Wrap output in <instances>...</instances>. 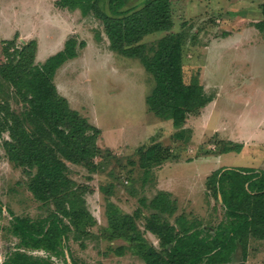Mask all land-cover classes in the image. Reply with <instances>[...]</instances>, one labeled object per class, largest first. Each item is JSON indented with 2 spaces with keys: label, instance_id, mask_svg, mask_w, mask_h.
<instances>
[{
  "label": "rangeland",
  "instance_id": "rangeland-1",
  "mask_svg": "<svg viewBox=\"0 0 264 264\" xmlns=\"http://www.w3.org/2000/svg\"><path fill=\"white\" fill-rule=\"evenodd\" d=\"M143 1L129 0L122 8ZM0 3V61L4 59L1 38H11L17 31L37 42L42 61L76 36L77 54L58 67L54 81L70 105L101 129L98 142L113 153L95 173L70 164L71 175L86 185L87 206L98 221L90 228L92 234L70 232L63 256L43 249L31 253L52 255L57 264L74 260L145 264L131 249L137 243L119 233L128 222L120 219L118 227L110 222L108 204L114 202L135 217L143 238L158 245L156 235L145 229V216L153 210L143 200L148 203L161 190L175 202L172 222L182 215L204 230H215L225 209L221 195L217 199L210 193L207 177L224 166L264 168V28L259 24L264 20V0H171L173 27L145 37L153 43L168 32H183L185 81L197 78L212 96L182 127L148 109L147 95L155 83L152 74L139 59L111 49L102 20L80 8L59 10L54 0ZM103 7L109 10L107 4ZM11 102L21 110L20 102L15 98ZM156 141L169 146L174 155L146 169L136 150ZM232 143L242 144L241 149L224 152V146ZM28 180L23 168L9 160L0 138V263L19 246L11 231L13 214L38 219L52 209L33 196ZM122 244L126 250L120 254L116 248ZM228 264H264V239L251 237L246 258L239 248Z\"/></svg>",
  "mask_w": 264,
  "mask_h": 264
},
{
  "label": "trees",
  "instance_id": "trees-1",
  "mask_svg": "<svg viewBox=\"0 0 264 264\" xmlns=\"http://www.w3.org/2000/svg\"><path fill=\"white\" fill-rule=\"evenodd\" d=\"M128 1L56 3L62 8H80L85 15L93 14L102 20L111 49L139 59L152 74L155 83L147 95L148 109L182 127L191 114L201 112L212 96L197 78L185 81L183 32H168L153 43L145 40L149 34L173 27L171 0H144L122 8ZM259 24L264 28V20ZM1 43L4 59L0 61V138L9 160L29 176L28 189L33 196L52 205V209L38 219L12 212L11 231L19 238L20 247L0 264H57L52 255L65 254L69 233L92 234L90 228L98 222L87 206L86 185L71 175L70 164L95 173L104 166L102 160H111L113 153L100 146L101 129L70 105L54 81L58 67L77 54L75 35L43 62L36 61L37 42L33 39L21 40L16 33ZM11 98L21 103V110L12 106ZM241 147L240 143H232L225 145L223 151ZM136 151L146 169L174 155L160 141L141 145ZM206 183L217 199L221 195L225 209V217L213 231L186 221L182 215L172 222L170 216L176 206L164 190L148 203L143 200L153 210L145 216V229L156 235L158 245L145 240L135 217L114 202H109L107 214L115 227L121 220L126 225L128 222L127 229L119 233L137 243L131 249L145 264H228L239 248L245 259L250 238L264 239V168L224 166L210 174ZM136 214L140 216V211ZM32 249H43L52 255H34ZM125 250L123 244L116 248L120 254ZM73 264H77L75 260Z\"/></svg>",
  "mask_w": 264,
  "mask_h": 264
},
{
  "label": "crops",
  "instance_id": "crops-1",
  "mask_svg": "<svg viewBox=\"0 0 264 264\" xmlns=\"http://www.w3.org/2000/svg\"><path fill=\"white\" fill-rule=\"evenodd\" d=\"M57 0H54V6L57 8V9H61V10H64V11H66V8H62V7H60V6H58L57 5ZM56 9V10H57ZM56 12V11H55ZM2 13H3V7H2V5H1V3H0V28H1V20H2ZM16 33H18L19 34V37H20V39L21 40H30V39H27L24 35H22V34H20L18 31L16 32ZM16 33H14L13 34V36L16 34ZM12 38V37H11ZM3 39H8V38H1V40H3ZM57 52V51H56ZM38 51H37V54H36V61L37 62H43L42 60H38ZM45 61V60H44Z\"/></svg>",
  "mask_w": 264,
  "mask_h": 264
}]
</instances>
